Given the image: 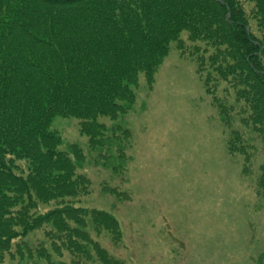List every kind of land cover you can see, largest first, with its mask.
<instances>
[{"label": "trees", "instance_id": "obj_1", "mask_svg": "<svg viewBox=\"0 0 264 264\" xmlns=\"http://www.w3.org/2000/svg\"><path fill=\"white\" fill-rule=\"evenodd\" d=\"M172 43L228 85L213 97L225 125L264 135V0H0V258L14 246L23 256L41 230L46 264H118L92 233L118 244L120 225L77 206L91 187L85 156L62 150L51 126L74 118L91 149L109 151L115 128L102 119L127 114L141 77L153 86Z\"/></svg>", "mask_w": 264, "mask_h": 264}, {"label": "rangeland", "instance_id": "obj_2", "mask_svg": "<svg viewBox=\"0 0 264 264\" xmlns=\"http://www.w3.org/2000/svg\"><path fill=\"white\" fill-rule=\"evenodd\" d=\"M197 69L196 60L172 43L153 86L141 77L127 114L102 119L115 128L109 151L91 149L74 118L52 123L61 149L72 153L76 146L85 156L78 173L91 187L77 206L106 211L120 225L118 244L92 233L118 264L264 263V135L239 120L232 129L225 125L213 97L228 85L217 86L208 71ZM43 233H31L21 243L24 255L14 246L0 264H46L34 252L45 244ZM64 254L61 260L70 263ZM52 259L60 261L56 254Z\"/></svg>", "mask_w": 264, "mask_h": 264}]
</instances>
